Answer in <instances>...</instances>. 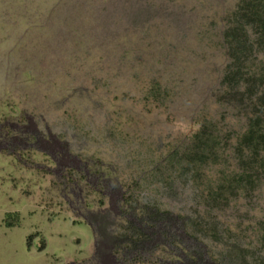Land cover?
Here are the masks:
<instances>
[{
    "label": "rangeland",
    "instance_id": "rangeland-1",
    "mask_svg": "<svg viewBox=\"0 0 264 264\" xmlns=\"http://www.w3.org/2000/svg\"><path fill=\"white\" fill-rule=\"evenodd\" d=\"M241 2L0 0V264H264Z\"/></svg>",
    "mask_w": 264,
    "mask_h": 264
},
{
    "label": "trees",
    "instance_id": "trees-1",
    "mask_svg": "<svg viewBox=\"0 0 264 264\" xmlns=\"http://www.w3.org/2000/svg\"><path fill=\"white\" fill-rule=\"evenodd\" d=\"M235 15V25L225 35L231 63L226 68L223 82L226 87L234 90L231 95L234 99L238 96L240 101L244 97L257 100L241 144L253 153L251 163L259 162L264 166V90L259 96L255 93L256 86L264 84V74L251 75L244 70L254 43L250 39L248 28L253 29L258 43L264 45V0H242ZM239 87L244 90H238Z\"/></svg>",
    "mask_w": 264,
    "mask_h": 264
}]
</instances>
